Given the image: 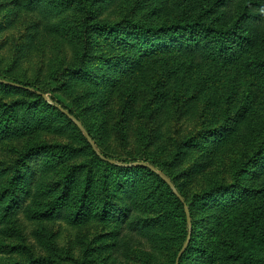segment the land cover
I'll return each mask as SVG.
<instances>
[{
    "label": "rangeland",
    "instance_id": "rangeland-1",
    "mask_svg": "<svg viewBox=\"0 0 264 264\" xmlns=\"http://www.w3.org/2000/svg\"><path fill=\"white\" fill-rule=\"evenodd\" d=\"M0 82L190 218L0 84V264H264V0H0Z\"/></svg>",
    "mask_w": 264,
    "mask_h": 264
},
{
    "label": "trees",
    "instance_id": "trees-1",
    "mask_svg": "<svg viewBox=\"0 0 264 264\" xmlns=\"http://www.w3.org/2000/svg\"><path fill=\"white\" fill-rule=\"evenodd\" d=\"M187 28V27H186ZM190 30V28H189ZM194 34V30L193 28L191 29ZM106 31H110V39L114 40L118 38V35L120 33V35H122V38L124 40H126L127 38H132V42L129 43L130 48L135 49L137 46H140V48H145V44H149L148 49L146 52H153L155 51V45H152L154 42H147L148 38L151 37V35H153L154 37H161L160 34L162 33H166V28L164 27L163 29H161V32H152L150 30L144 31V29L139 28V27H135V25H130L127 30H123L121 31L120 29H116V28H107ZM217 34H219L218 30H212L209 27L205 26V25H201L200 26V32H196V39L193 40V45L195 46V48L199 51V55L203 58H206L207 60H211V59H225L227 56V52H230V50L232 48H236V47H242L240 44L242 43V40L237 39L238 36H235L236 40H234L232 42V48H228L226 46V43H224L222 40L217 38ZM237 34V33H236ZM168 39H166L167 41ZM190 48V46H189ZM143 52H145L143 50ZM142 54V53H141ZM140 54V55H141ZM1 85L7 86V87H11V88H15L17 90H21L24 92H27L30 96L39 99L40 101H42L44 103V106L47 107H51L52 109L56 110L57 112H59L62 116H64L70 123H72L62 112H60L58 110L57 105H52L49 104L42 96V94H40L38 91L35 90H31L30 87L27 86H20V87H14V86H10L8 84H3L0 82ZM61 108V107H60ZM63 109V108H62ZM64 110V109H63ZM65 111V110H64ZM73 124V123H72ZM5 133L6 129H3ZM6 137V134H5ZM88 146L90 147V145L88 144ZM91 148V147H90ZM92 150V149H91ZM93 154L97 157L98 160H100L103 163L108 164L111 167H116V168H120V169H128L129 167H119L116 165H112L109 162L102 160L100 157H98L95 152L93 151ZM102 157L107 158L105 155L101 154ZM110 160V159H109ZM131 167V166H130ZM132 167H137V168H142L147 170L148 172L152 173L155 177H157L158 179L161 180V182L169 189L170 192H172L170 190V188L163 182V180L157 175L155 174L153 171H151L150 169L146 168V167H141V166H132ZM16 189L14 190H10V193L8 192V194H14V198H15V194H17L15 192ZM173 194V193H172ZM7 195V194H6ZM177 204L182 208L183 211V215H184V223L185 226H187V222H186V215L184 212V206L183 204L180 202V200H178V198H176ZM189 244V243H188ZM189 246V245H187ZM188 248V247H187ZM183 253V252H182ZM184 254H181V256L179 257L178 260V264H181L182 258H183ZM177 256L175 258V262H176ZM174 262V264H175Z\"/></svg>",
    "mask_w": 264,
    "mask_h": 264
},
{
    "label": "water",
    "instance_id": "water-1",
    "mask_svg": "<svg viewBox=\"0 0 264 264\" xmlns=\"http://www.w3.org/2000/svg\"><path fill=\"white\" fill-rule=\"evenodd\" d=\"M3 84H8L10 86H14V87H20L18 85H15V84H9V83H5V82H1ZM43 98L46 100L45 96H43ZM58 110L60 112H62L73 124L74 126H76L80 132H82L88 142V144L91 146L92 150L95 152V154L100 157L102 160H105L107 162H109L110 164L112 165H116V166H119V167H130V166H141V167H146L148 169H150L151 171H153L155 174H157L162 180L163 182L170 188V190L173 192V194L178 198V200H180V202L183 204L184 206V212H185V215H186V222L188 224V226L190 225V218H189V213H188V210L183 202V199L180 197V195L177 193V191L175 190L174 186L171 184V182L166 178L164 177L163 175H161L160 173H158L152 166L150 165H146V164H143V163H134V164H131V165H125V164H120V163H117L115 162L114 160H109V159H106L104 157H102V155L96 150L94 144L92 143L91 141V138L88 136V134L86 133L85 129L83 128V126L74 118L72 117L69 113H67L66 111H64L62 108L60 107H57ZM189 242V237L186 241V243L184 244L181 252L178 254L177 256V259H176V262L175 264H178V260H179V257L181 256L182 252L184 251V249L186 248L187 244Z\"/></svg>",
    "mask_w": 264,
    "mask_h": 264
}]
</instances>
